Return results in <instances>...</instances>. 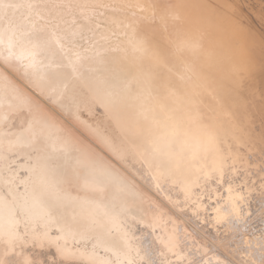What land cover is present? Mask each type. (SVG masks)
Returning <instances> with one entry per match:
<instances>
[{"label": "rangeland", "instance_id": "rangeland-1", "mask_svg": "<svg viewBox=\"0 0 264 264\" xmlns=\"http://www.w3.org/2000/svg\"><path fill=\"white\" fill-rule=\"evenodd\" d=\"M0 2V36L11 37L14 45L29 44L32 56L34 54L37 60L35 67H32L27 64L30 56L17 62L0 53V101L14 109L9 117L0 121V142L14 131L23 129L33 114L38 115V118L40 116L41 125L38 124L40 118L36 125L39 129L42 126V134L34 140L26 134L22 136L27 148L32 142L37 144L42 139L49 151L41 154L43 159L45 156L56 158L52 160L53 166L49 167L46 175L37 174L38 180L34 185V194L37 192L35 195L49 206L43 214L44 219L50 217L55 221L52 225L58 224V211L76 205L78 201L95 205L100 211L117 214L125 220L130 217L132 221L147 222L151 215H158L165 222H162L165 232L175 233L178 247L192 246L195 249L191 247L194 255L188 254L184 262L174 261L176 264H202V259L208 264H217V260H220L218 264H264V76L258 74L259 69L264 70V0H191L187 3L182 0ZM176 4H179L178 7ZM179 9L186 10L191 16L174 19L185 31L195 22V16L204 21L211 20L208 26L213 28V32L218 27L224 32L227 28L229 44L220 45L218 49L220 57L228 54V62L220 58L218 65L211 68L202 63H192L191 70L187 69L185 57L180 53V39L175 35L174 22L170 21V14L177 13ZM134 30L145 35L143 48L148 54L150 51L152 56L144 64L145 69L151 70L144 79L148 80L147 84L155 94L152 103L159 99L157 102L161 106L168 105L165 107L166 115L158 113L156 119L163 132L177 137L184 128L188 129L190 122L186 112L201 114L204 124L206 121L208 124L216 114L224 116V119H220L216 115L218 127L215 126L217 134L214 133L218 147L215 155L205 150L194 153L193 148L188 147L183 150L185 155L180 154L183 157L177 158L180 159L177 164L166 157H161V160L155 158L154 161L162 165V175L157 182L151 173L154 164L149 160L140 161V149L143 148H139V139L142 131L132 121L127 104L129 98L123 102L122 111L106 113L94 106L87 89L94 91L97 88L110 93L112 101H118V96L128 97L133 93L128 84L138 70L128 64L116 66L110 55L113 52L119 55L123 51L120 48H125L124 45L130 40V32ZM183 35L188 41L195 39L193 34ZM6 46L5 41L0 42L1 52L7 50ZM227 47L231 49L226 50ZM200 48L208 55L209 47L200 43ZM190 50H194L193 46ZM99 55L110 56V61L96 69H81L86 87L73 77L71 65L78 57L90 60ZM229 64L236 65L232 82L224 78L228 75ZM246 65L253 68L254 73L251 71L247 74V69L243 68ZM41 69L45 74L52 75L62 88V98L54 100L36 84ZM199 69L207 71L211 78L209 82L205 79L203 83L193 75L192 71L197 72ZM189 72L191 77L187 76ZM165 74L171 76V82H177L175 86L184 83L179 85L183 86L182 89L188 82L186 91L190 95L182 91V96L178 97L181 98L179 104L183 109L180 113L174 109L177 99L169 100L161 93ZM212 83L217 92H211ZM189 103L195 107L191 108ZM221 103L226 104L222 106ZM75 104L82 113L80 109L78 112L75 109V114ZM36 149L33 153L42 150ZM0 152L1 169H13L27 161L22 155L19 157L11 152ZM212 156L224 161L222 175L213 174ZM3 161H7L4 162L7 165ZM70 168H74L71 187L75 186L81 195L76 196L62 183ZM32 178L29 176V180ZM33 183L29 181L26 187ZM39 190L42 194H39ZM3 195L0 193V208L3 210L18 206L16 208L23 214L25 210L22 209L27 205L31 206L32 212H41V208H36V203H17L9 197L5 199ZM229 201L233 203L230 207ZM0 217L1 225L9 224L8 220L4 221L5 218ZM55 228L51 230L52 235L57 231ZM142 230L136 231L137 235L132 234L135 239L141 237L136 241L145 242L139 233ZM20 240L12 243L0 235V264H89L83 257L58 253L53 245L46 242L34 244ZM36 252L41 255L38 256ZM151 253H148L149 256ZM149 256L146 258L151 262L152 256Z\"/></svg>", "mask_w": 264, "mask_h": 264}, {"label": "bare ground", "instance_id": "bare-ground-1", "mask_svg": "<svg viewBox=\"0 0 264 264\" xmlns=\"http://www.w3.org/2000/svg\"><path fill=\"white\" fill-rule=\"evenodd\" d=\"M189 1L191 0H182V2L184 3H187ZM0 3L2 4V2ZM178 5L176 4L177 7ZM181 6H182V3H181ZM190 6L187 8H190ZM179 10L180 11H178L177 13L173 12L170 14V21L174 22L175 35H177V37L180 39V42H179V48L181 51L180 53H182L185 57V61L187 62V66H186L187 69L191 70L192 63H197L199 65L200 63H202L206 67L208 66V68H211L213 66L218 65L220 58H223L228 62L230 59V57H228V60H227L226 56L228 54L225 56H223L224 54H222L223 57H220L221 56L219 55L220 49H218V46L220 45L227 46V44H229L228 38H227L229 36H227V33H226L227 28H225L226 30L224 32L223 30H220L218 27L217 31L215 30V32H213L214 31L213 28L211 26L209 28L208 26L211 20L204 21L203 19H201V17L199 16L197 17L194 15L196 17L195 22L191 23L190 26L186 27V31H185L181 26L175 23L174 19L175 18L183 19L184 17L190 18L191 16L188 15L186 10L184 9H179ZM0 17H2V15ZM212 24L213 23H211V25ZM130 33H131L129 35L130 40L128 39L126 45H124L125 48L124 49L120 48L123 51L119 55H117L118 53L113 54L114 53L113 52L111 53L110 56L113 57V60L115 61L116 66L122 67L124 64H128L134 67L136 70H138V72L136 71V73H134L135 74L134 78H132L128 84L129 88L133 91V93L128 97L118 96L117 97L118 101H114V100L112 101L110 93H106L105 91L98 90L97 88L94 87L95 88V89L93 88L94 91L90 90V88H87L89 91L88 95L90 99L94 102L92 103L94 104L95 107H100L106 113L111 112L113 114H114V111H118V112L122 111L124 108L123 102L127 101V98H129V101H127L129 103L127 104L129 107L128 110L130 111V114L132 117V121L137 125L138 127L137 129L141 128L140 131H142L141 139H139L141 143V145H139V148H143V149H140V152H141L140 161L149 160V162L154 164L152 166L153 169L151 170V173H152L153 180L157 182L160 179L159 177H161L162 175L161 173L162 165L161 164L159 165L160 163L159 161H158L159 163H157V161H154L156 160L155 158H160L161 160V157L162 158L166 157L167 159H170L172 163L177 164V162L180 161V159L177 160V158L183 157L180 154L185 155V152L183 150L187 149L188 147L193 148L194 153H198L200 152V150H205V151H208L209 154L211 152L212 153L214 152L213 154L215 155L216 154L215 150L218 147L216 139H215L216 138L215 137L216 136L215 126H217L215 121L217 120L218 116L220 119H224V116L223 114H221V116L218 114H216L218 116L213 114L215 117L211 118L210 116L211 121H209L208 124L206 123L208 121L206 122L204 121L205 122L204 124L202 122L203 119H202L201 114L199 113L197 114L192 111L186 112V115L188 116V121L190 122L188 129L184 128L182 131H180L179 134H177V137L176 135H172L169 132H163L160 129V127L157 125L156 119H157L158 113H162L166 115L165 107L168 105H166L165 107L161 106V104L157 102V100L159 99H157L156 101H154V103H152L154 100L155 94L153 95L152 93L153 89L151 90V86L147 84L148 80L144 79L148 75V73H151V70H149L150 68L146 67L145 69V65H144L145 61H150V58L152 59V56L150 54V51L148 54V51H145L143 48V43H144L143 40L145 39L144 38L145 35L143 36V33L137 30H134L133 32H130ZM183 34H188V35L193 34L195 39H193L192 41H188L187 39H185ZM1 41L3 42L5 41L7 43V46H6L7 50L2 51V52L0 50V53L3 57L19 62L21 61L23 57L30 56L28 58L27 64L32 67H35V65L37 64L36 56L34 54L32 56L33 52L29 44L25 43L22 45H14L13 39L5 35L0 36V42ZM200 43H202L206 47H209L210 51L208 52V55L204 54V51L200 48ZM191 46H193L194 48L193 51L190 50ZM229 48L227 47L226 50ZM152 53H153V50H152ZM154 56L155 55H153V57ZM109 57L99 55V56L92 57L90 60H85V59H82L81 57H78L71 65V71H72L73 77L77 78V80L82 81L83 85L87 87L86 82L84 81V79L82 78L80 74L81 69L84 67H87L89 69H96L98 66L104 65L105 62H109L110 61ZM154 64H156L155 60H154ZM199 65L197 66L199 67ZM234 67H236V65L231 66L229 64V69L227 70L228 75H225L224 77L226 80H229L230 82L233 81L232 74L236 71ZM243 68H245V70L247 69L246 70L248 71L246 72L247 74L251 73V71L252 73H254V69L251 68L249 65L248 66L246 65V67H243ZM192 72H193V75L196 76V78L202 80L203 83L205 79H206V82H209L211 80L210 76H208L207 74V71H201V69H199V71L197 72H194V70ZM166 74H165L166 78L164 77L162 79L163 80L167 78L168 79L165 81L162 80L161 93L164 98H169V100H172V98L173 99L175 98V100L177 99V104L175 105L174 109H176V111L180 113L183 111V109L179 104V99L181 100V98H178V97L182 96V94L180 95V93H183V92L188 94L186 91L187 90L186 86L188 85V82L185 81V83L187 82V84L185 88L182 89L183 86L182 85L179 86L180 84L184 85V83L180 82L181 80L180 81L177 80L178 82H180V84H177L175 86L174 83L176 84L177 82L176 81L171 82V80H169L171 76L168 77ZM168 74H169V71H168ZM258 74L260 75L262 74L264 76V70L259 69ZM171 75L173 74L171 73ZM187 76L191 77V72H189ZM177 77L178 76L176 75L175 78ZM35 82L40 87V89H42L47 95H49L54 100L55 99L58 100L62 98L63 96L62 88L57 85L52 75L45 74L43 69H41L40 74L36 77ZM193 85L194 83L192 84V86ZM208 87L210 88V85ZM211 89H212L211 92H213L214 90L216 91V88L213 87V83H212ZM69 91H72V90H69ZM154 93H157V92H154ZM71 94L73 95L75 93L71 92ZM189 95L190 94H188V96ZM194 95H191V96H194ZM72 99L74 100L73 97ZM70 101L71 100H69V102ZM216 101L215 103H218ZM151 103L153 105H151ZM191 103H189L191 105V108H194L195 106ZM219 103H220V100H219ZM76 104L78 103L76 102ZM224 104L226 103H223L222 106ZM64 106H67V105H64ZM77 107L78 105H76L74 109L73 107H71V109H73L74 112H75V109H77L76 112H78V109L80 108H77ZM12 110L14 109H11L10 106L0 101V121H2L6 117H9ZM80 112L82 113L83 111L80 109ZM33 115L30 117L32 119L29 120L28 124H26L23 129H21L19 132L14 131L10 136H6L7 139L5 141L0 142V150H2L3 152L4 151L11 152L14 154V156L20 157V155H22L23 157L27 158V161L24 164H21L14 168L12 166L13 169H8V168L1 169L0 168V193L4 194L3 196L5 197V199L6 197L7 198L9 197L11 198L10 199L11 201H15V200L18 201L17 203L23 202V201L24 202L27 201L28 204L36 203L37 204L36 208H39V209L41 208L40 209L41 212L34 213L31 211L32 210L31 206H27V205L26 206L23 205L24 209H22V210H25V212L27 211V214H25V212L23 214L20 213V210L16 208L18 206L16 207L13 206L11 209L9 207L10 211L8 209H7L8 211H6L0 208L2 209L0 212L1 213L0 216L5 218L4 221L6 220L9 221V224L1 225V220H0V235L3 237V239H5L8 242H12V243L19 241V239H22L25 242H34V244L46 242L47 244L53 245V247L57 250L58 253H61L65 256L69 255V256H73L77 258L83 257L85 260L88 261L89 264H176V262L174 261L183 260L184 262L188 254L194 253L195 249L191 245L189 246H191L194 250L191 249V247H187V246L182 247V248L180 246L178 247V238L176 237L175 233L165 232V229L163 227V225L165 226V224L162 225V222H163L161 221L162 218L159 217L158 215L157 216L151 215L150 219L149 218L147 220L145 219L147 222H144V221L138 222L134 220L132 221L130 217H127L128 220H125V219H121L120 216L117 214H110L107 212L100 211L95 205L94 206L85 205V204L80 203V201H78L79 202L78 204L76 205L73 204L69 208L58 211L60 215L59 220L57 219L59 222H56L58 224L52 225V222L54 219H51L50 217L47 218L48 216H46L47 219H44L43 214L46 213V211L49 209V206L45 203L43 204L42 198L40 197L39 199V197L35 195L37 193L36 192L37 190L35 191L36 193L34 194V185L38 180L37 174L41 173L43 176L46 175V173L49 172V167L51 168L53 166V165L51 166L53 162L52 160H55L56 158H54V156H50V157L45 156L46 160L48 161H46L45 158L43 159V156H41V154L42 153L45 154V152H49V151L46 150V144H45L46 142L45 141L43 142L42 139L38 140L39 142L37 144H35L36 142L34 143L32 142V145H30L29 148L25 146L24 137L22 135L26 134L30 136L31 140H34L36 139L37 136L42 134L41 132V130L43 129L42 126H40L41 128L39 129L36 125V123L39 122L40 116L38 118V115L37 116L36 115L33 116ZM37 120L38 122H36ZM40 123H41V118L38 124ZM190 126H191V129H190ZM221 128H219V130ZM37 145H40V147H37ZM39 148H42L41 150L42 152L38 151V152L33 153L35 149L40 150ZM156 156H159V157H156ZM4 157H3V160H4ZM7 161L6 162L3 161L2 163L4 162L7 163ZM223 162L217 156L216 158L215 156L213 157V165L211 164L212 166H214L213 174L222 175V172L224 171V168H225V164ZM72 167L77 168L76 166H72ZM73 169L74 168L69 169L68 171L69 173L66 175V178L62 180L63 181L62 183L68 190H70L77 196V195H81L80 190L75 188V186L71 187L74 181V176L72 174ZM211 172L212 171H210V173ZM29 176H32L33 178L29 180ZM29 181L34 182V183L30 185L28 184V187H26ZM22 193H24L23 196L20 195ZM39 194H42V192L40 191ZM81 198L82 197L80 196V199ZM82 199L81 201H83ZM70 200L72 201V198ZM20 204L22 205V203ZM232 205L233 203L229 201V207ZM11 206H12V203H11ZM225 209L229 210L228 208H225ZM49 213L52 214V211L49 210ZM0 219L2 218L0 217ZM4 221L2 220V223ZM53 227H56L55 229H57L54 235L51 234V230L53 229ZM142 227H145L146 229L142 230L143 229ZM140 230L143 231L139 233H141L142 239H144L145 242H142L143 240L136 241L139 237L136 236L137 238L135 239L134 235H132V234L137 235L136 231H140ZM185 236L184 238H186ZM139 239H141V237ZM190 242L191 241H189V243ZM146 248L148 249V251H145ZM149 252H152L151 253L152 255L149 256L148 254ZM36 254L38 256L41 255L40 253H37V252ZM148 256L149 257L152 256L151 259L149 258L151 262H149V260L146 258ZM202 260H203L202 264H208L206 261H204V259ZM217 261L220 262V260H217ZM183 262H181V264ZM83 264L85 263L83 262Z\"/></svg>", "mask_w": 264, "mask_h": 264}]
</instances>
